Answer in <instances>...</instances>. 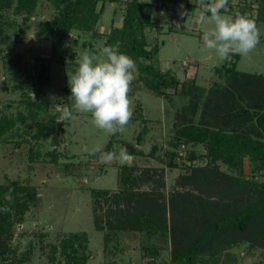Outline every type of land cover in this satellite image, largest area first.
<instances>
[{
  "label": "rangeland",
  "instance_id": "374dc122",
  "mask_svg": "<svg viewBox=\"0 0 264 264\" xmlns=\"http://www.w3.org/2000/svg\"><path fill=\"white\" fill-rule=\"evenodd\" d=\"M102 1L103 12L95 24L99 33L97 37L76 30L54 33L51 39L37 37V25L54 13L45 0L40 1L28 22L23 23L22 17L11 11L5 14L16 22L13 27L8 29L3 19L0 20L3 33L16 43V49L23 55L19 65H12V60H4L0 53V110L15 118L20 113L26 114L24 100L27 97L32 101L39 99L48 103L47 110L39 111L35 123H31L28 117L16 120L13 128L5 134L6 141L0 143V182L29 184L38 192L36 205L29 209L24 221L15 228L16 232L25 231L21 242L17 239L12 242L17 243L16 258L22 256L30 243L32 247L23 261L14 264H63L64 257L59 250L54 252V259H50L51 246L74 232H84L88 239L85 264H171L170 235L108 228L104 196L98 198L96 214L101 217L102 224V229H98L94 223V191H107L108 194L117 191L123 164L136 165L138 172L156 169L159 187L155 188L166 202L172 192L180 189L178 178L189 174L193 168L215 165L223 172L234 174L221 161L213 162L203 144L177 140L176 137V131L181 126L189 122L200 123L205 107L210 109L211 101L206 104L212 97L209 89L215 83L226 84L215 71L224 61L213 50L204 48L200 31L193 22L201 0H197L198 7L193 12L166 1L165 5L173 16L165 11L161 1H155L152 19L156 26L146 30L147 48L159 45L155 55L157 66L161 70L171 69L185 87L193 80L200 89L193 86L190 92L184 94L179 86L168 89V97L155 96L143 89L133 91L128 95L132 117L112 135L95 127L90 114L74 111L70 119L62 121L59 120L60 115L57 117L62 129L55 140L51 129L46 131L45 137H31L37 122L48 119L57 110L62 111L66 105L63 89L69 85L80 53L87 50L102 59L100 50L106 45L105 33L111 26L121 25L127 0H100L98 7ZM229 3L231 13L244 8L243 13L255 20L257 0H230ZM255 21L264 33V22ZM178 22H182L183 26L177 27ZM0 48L7 49L6 42L0 40ZM236 66L242 71L264 74V34L248 56L240 55ZM40 69L47 74V81L40 83L36 79L30 89H22L20 85L25 82L27 74H36ZM36 90H39L38 96ZM71 103L72 98L69 106ZM193 107L194 113L191 112ZM204 118L206 120L209 116ZM26 124L31 125L29 130ZM143 128L145 132L141 135V142L137 143L136 137ZM110 139L115 145L109 151L117 153L112 161H103V153L89 155L85 150L97 145L104 148ZM123 144H133L143 154L122 152ZM52 152L58 154L56 162L51 161ZM244 173L249 178L257 177L252 173L247 157L244 158ZM139 187L150 189L151 184ZM166 216L168 219V211ZM25 239L28 241L26 246L22 244ZM205 257L209 262L204 264H264V249L250 242H237L215 256Z\"/></svg>",
  "mask_w": 264,
  "mask_h": 264
},
{
  "label": "trees",
  "instance_id": "16d2710c",
  "mask_svg": "<svg viewBox=\"0 0 264 264\" xmlns=\"http://www.w3.org/2000/svg\"><path fill=\"white\" fill-rule=\"evenodd\" d=\"M41 0H0V20L8 27L16 22L7 18L6 12L11 11L28 22ZM54 10L49 19L37 25L35 35L51 39L54 33H65L76 30L79 33H90L97 37L99 33L95 24L103 12V1L100 0H45ZM161 1L169 15L173 12L165 5L169 1L173 5L183 6L189 12L198 7L197 0H127L120 26H111L105 33L106 45L118 46L122 52L130 55L137 71L133 80L130 95L133 91L143 89L159 97H168V89L182 88V93L190 92L191 88L200 89L190 81L185 87L184 82L176 77L171 69L161 70L155 62L159 45L147 48L146 30L156 26L152 19L154 2ZM230 1V0H229ZM230 3H228L229 5ZM244 8L231 13L233 17L243 14ZM4 17V18H3ZM9 17V16H8ZM257 21L264 22V0H257ZM183 26L182 22H178ZM0 40L6 42L7 49L0 48L3 59H11L12 65H19L23 55L16 49V43L3 33L0 27ZM215 71L224 78L226 84L215 83L209 89L210 109L203 111V119L198 124L186 123L176 131L177 140L194 144H203L213 162L221 161L234 172L228 174L217 166H201L193 168L189 174L178 178L180 189L172 192L168 204L164 196L155 187H159V179L155 177L156 169L138 168L133 164H123L119 172V189L111 194L107 191H94V223L102 229L101 217L96 214L99 196L107 202L106 223L112 230H147L154 234L170 235L171 264H204L209 262L206 255L215 256L225 248L237 242H250L264 249V74L250 73L237 69L239 54H233ZM221 69V70H220ZM38 80L46 82L47 74L40 69L36 74H27L22 89H30ZM66 105H69L70 85L64 86ZM39 95V90H36ZM26 114L17 117L3 114L0 110V143L6 141L5 134L15 125L16 120L28 117L35 123L39 111L47 110L48 103L37 100H24ZM195 107L191 109L194 113ZM57 110L46 120L36 123V130L31 133L34 139L45 137L51 129L55 140L61 123ZM209 116L205 120L204 116ZM220 116V118H219ZM33 126V125H32ZM29 130L31 125L26 124ZM27 130V131H28ZM137 135V143L141 135ZM117 143L118 140H117ZM113 139L108 140L104 150L114 147ZM129 155H142V150L133 144H123ZM58 154L52 152L51 161H57ZM247 157L251 171L257 177H247L244 173V158ZM191 159V158H190ZM262 176V179H258ZM150 183V189H141L142 184ZM182 188V189H181ZM11 189V201L4 197ZM38 192L34 186L20 184L17 181L0 182V205H6L10 211L0 212V264H14L23 261L31 250L30 243L22 256L16 258L17 242L25 231L16 232L15 228L25 219V214L36 205ZM169 212L167 219L166 213ZM88 239L84 232H74L64 236L57 245L51 246L50 259L59 250L63 264H85ZM145 250H148L146 247ZM154 252V250H149Z\"/></svg>",
  "mask_w": 264,
  "mask_h": 264
},
{
  "label": "clouds",
  "instance_id": "9594fccd",
  "mask_svg": "<svg viewBox=\"0 0 264 264\" xmlns=\"http://www.w3.org/2000/svg\"><path fill=\"white\" fill-rule=\"evenodd\" d=\"M228 3L229 0H201L193 20L200 31L204 48L213 50L222 61L228 60L233 54L248 56L264 34L247 13L229 16ZM176 26L181 27L180 24ZM100 51L102 59L87 50L82 51L76 59L77 67L69 81L72 103L62 108L59 120L70 119L74 111L87 113L91 115L95 127L112 135L132 117L128 93L135 79L137 65L118 46L105 45ZM85 150L89 155L103 153L105 162L117 156L115 151H106L100 145ZM10 193L11 189L4 197L9 202L12 199ZM8 211L9 207L0 205V212ZM27 243V239L22 241L25 246Z\"/></svg>",
  "mask_w": 264,
  "mask_h": 264
}]
</instances>
